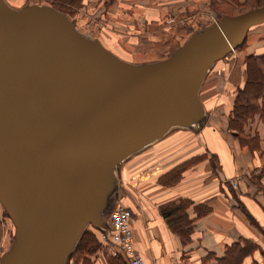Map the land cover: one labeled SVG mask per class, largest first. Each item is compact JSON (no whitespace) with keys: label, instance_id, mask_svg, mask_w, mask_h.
<instances>
[{"label":"water","instance_id":"95a60500","mask_svg":"<svg viewBox=\"0 0 264 264\" xmlns=\"http://www.w3.org/2000/svg\"><path fill=\"white\" fill-rule=\"evenodd\" d=\"M264 22V4L194 31L165 59L130 64L49 5L0 0V201L15 238L0 264H67L103 227L117 164L203 116L209 67Z\"/></svg>","mask_w":264,"mask_h":264},{"label":"crops","instance_id":"0c3cea01","mask_svg":"<svg viewBox=\"0 0 264 264\" xmlns=\"http://www.w3.org/2000/svg\"><path fill=\"white\" fill-rule=\"evenodd\" d=\"M147 2L162 5L153 7L158 19L184 14L198 2L202 7L204 0ZM233 50V63L216 60L202 79L200 121L172 129L116 172L107 203L131 209L135 245L145 264H217L227 246L243 239L257 245L243 264H264V64L257 83L246 64L248 56H264V22L252 25L242 48ZM229 64L233 69L222 72ZM254 86L260 94L250 102L260 110L231 119L239 92L250 94ZM186 222L191 233L185 240L176 228ZM108 252L100 249L95 263L109 264Z\"/></svg>","mask_w":264,"mask_h":264},{"label":"rangeland","instance_id":"374dc122","mask_svg":"<svg viewBox=\"0 0 264 264\" xmlns=\"http://www.w3.org/2000/svg\"><path fill=\"white\" fill-rule=\"evenodd\" d=\"M5 2L16 10L33 4L53 6L69 17L79 33L99 40L114 54L130 64H143L165 59L182 45L191 33L219 20L223 16L219 15L221 12L234 14L264 4V0H204L201 2L202 7L198 2V5H192L193 9L184 14L166 13L155 19L156 13L153 7L162 5L150 4L147 0H77L74 2L70 0H5ZM239 46L242 48L243 43ZM239 46L236 50L241 49ZM233 53L236 54L232 49L221 59H227L229 63L234 62ZM226 66L228 69L226 67L222 69V72L233 69L230 64ZM251 79L257 83L255 70L251 71ZM183 127L186 126L174 125L166 133L174 128ZM166 133L121 160L116 166L115 173L120 172L121 167L129 163L133 157L145 152L152 143L161 140ZM109 202L103 214L106 221L108 220L107 209L111 210L119 204L117 201L113 204ZM92 228H94L92 224H87L80 237L86 230ZM14 238L15 224L0 201V259L11 247ZM102 248L112 251L106 243ZM69 256L67 264H69Z\"/></svg>","mask_w":264,"mask_h":264},{"label":"trees","instance_id":"16d2710c","mask_svg":"<svg viewBox=\"0 0 264 264\" xmlns=\"http://www.w3.org/2000/svg\"><path fill=\"white\" fill-rule=\"evenodd\" d=\"M70 1L74 2L77 0ZM224 14L232 13L221 12L219 15L222 16ZM246 64L249 77H251V71L255 70L257 73V80H263V73L261 72L263 71V68L260 66V64H264L263 55L248 56L246 58ZM250 92V94L248 93V91L244 90L239 92V98L237 99L233 107L231 119L236 118L237 120H242L245 119L249 115V113H251V111L254 112L260 110L257 104L250 102L256 96H259V90L256 87L255 89H250ZM262 110H264V108H262ZM162 212L163 214L167 215V208L163 207ZM186 223V226H183L182 223L179 228H176V230L182 235L185 240L189 237L191 233L189 222ZM102 247H104V241L101 239V230L97 231L94 228L86 230L78 240L75 248L69 256V264H96L95 255L100 249H102ZM255 247H257V245L248 239H243L241 242H234L227 246L225 255L223 257L218 258L217 264H243L245 256L250 254V252L253 251ZM108 251H110L108 252L107 256L109 264H129L127 258L120 250Z\"/></svg>","mask_w":264,"mask_h":264},{"label":"built area","instance_id":"2783aa9c","mask_svg":"<svg viewBox=\"0 0 264 264\" xmlns=\"http://www.w3.org/2000/svg\"><path fill=\"white\" fill-rule=\"evenodd\" d=\"M101 239L113 251L123 252L129 264H145L143 256L135 246L132 211L129 207L118 204L109 211L108 220L101 230Z\"/></svg>","mask_w":264,"mask_h":264}]
</instances>
